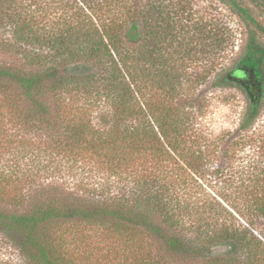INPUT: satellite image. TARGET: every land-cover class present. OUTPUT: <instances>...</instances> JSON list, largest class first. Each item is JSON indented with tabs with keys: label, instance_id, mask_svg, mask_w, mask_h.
<instances>
[{
	"label": "trees",
	"instance_id": "obj_1",
	"mask_svg": "<svg viewBox=\"0 0 264 264\" xmlns=\"http://www.w3.org/2000/svg\"><path fill=\"white\" fill-rule=\"evenodd\" d=\"M218 1L246 41L211 78L212 62L188 69L234 30L193 0H0V123L39 141L30 169L0 170L13 201L32 200L0 209V239L24 264H89L95 239L119 264H264V25L244 0ZM208 81L245 93L236 128L197 121ZM39 174L78 187L31 189Z\"/></svg>",
	"mask_w": 264,
	"mask_h": 264
},
{
	"label": "rangeland",
	"instance_id": "obj_2",
	"mask_svg": "<svg viewBox=\"0 0 264 264\" xmlns=\"http://www.w3.org/2000/svg\"><path fill=\"white\" fill-rule=\"evenodd\" d=\"M246 6L251 8L255 18L264 25V11L258 8L249 0L243 1ZM193 9L195 11H202L207 14L209 18L215 19L216 21H225L230 28L234 30V39L227 46V49L219 53L216 56H211L206 60L202 59L200 61L192 63L191 67L188 69L189 73H197L201 71L202 65H209L210 62L214 63L215 67L210 71L212 72L211 78L215 74L226 70L231 67L237 57L240 55L241 50L246 41V28L244 23L240 18L231 12L227 6L221 4L218 0H193ZM196 92H202L207 97H209V104L205 108V113L200 116L199 120L207 127L213 134L221 133L223 131L231 130L236 128L239 123V119L242 116L245 106L246 97L245 93L238 87H213L210 85L209 81L207 83H201L195 88ZM252 94H255V90H251ZM264 102V100H263ZM264 121V104L263 110L258 120L260 125ZM257 124V125H258ZM32 138L35 145L33 147H38V142L33 133L27 132L17 126L15 122L4 120L0 123V170L4 167L7 169H14L18 174L20 169L23 171L30 169L28 165L30 164V155L28 154V141ZM34 166V165H33ZM36 166V165H35ZM71 175V174H70ZM77 179V178H76ZM87 181V180H85ZM49 182H58L57 184H65L68 187H78V184H73L71 178H67L66 175L60 177L59 181L52 180L50 176L45 174H39L35 177V181L31 189L35 187H40L39 185H47ZM63 183V184H62ZM212 185L213 182H211ZM36 184V186H35ZM0 209L6 211H20L23 208H27L32 203V200L28 198H23L19 202L13 201L11 195L14 196V190L12 185H5L0 183ZM2 189V190H1ZM20 189L27 194L28 185L20 186ZM77 192H80L76 188ZM76 192V191H75ZM32 194V193H31ZM39 199V197H37ZM83 236L90 237L93 232L88 233V229H85ZM94 240L90 239L92 243ZM95 246L103 245V247L97 248L101 251H89L81 255V259L89 262V264H119L121 257L115 253H108L106 251L105 244L99 243L95 239ZM83 251V250H82ZM84 257V258H83ZM197 261L192 260H178L175 258V263H186V264H199ZM0 264H24L20 260L19 255L15 252L9 245L2 239H0Z\"/></svg>",
	"mask_w": 264,
	"mask_h": 264
},
{
	"label": "flooded vegetation",
	"instance_id": "obj_3",
	"mask_svg": "<svg viewBox=\"0 0 264 264\" xmlns=\"http://www.w3.org/2000/svg\"><path fill=\"white\" fill-rule=\"evenodd\" d=\"M251 88H252V87H251ZM249 93H250V95H253L252 92H251V89H249Z\"/></svg>",
	"mask_w": 264,
	"mask_h": 264
}]
</instances>
